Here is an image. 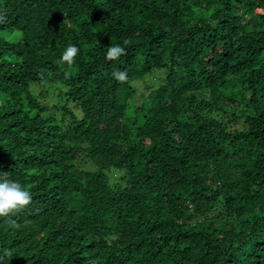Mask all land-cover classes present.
<instances>
[{"label": "trees", "instance_id": "16d2710c", "mask_svg": "<svg viewBox=\"0 0 264 264\" xmlns=\"http://www.w3.org/2000/svg\"><path fill=\"white\" fill-rule=\"evenodd\" d=\"M0 16V173L32 196L0 217V264H264V0Z\"/></svg>", "mask_w": 264, "mask_h": 264}, {"label": "clouds", "instance_id": "9594fccd", "mask_svg": "<svg viewBox=\"0 0 264 264\" xmlns=\"http://www.w3.org/2000/svg\"><path fill=\"white\" fill-rule=\"evenodd\" d=\"M7 21V17L0 16V23ZM127 43V41H125ZM79 49L76 46L70 45L60 58V63L68 64L71 66L75 62V57L78 54ZM125 48L119 45L109 47L106 55V59L109 61L117 60L122 55H125ZM70 75L66 73V76ZM113 77L123 82L126 79V72L115 70L112 73ZM32 201L31 193L24 189L21 184L8 178L7 173H0V217H9L8 223L10 226L17 227L16 222L11 219L15 214L23 211ZM4 256L11 258V250H6L3 253Z\"/></svg>", "mask_w": 264, "mask_h": 264}, {"label": "rangeland", "instance_id": "374dc122", "mask_svg": "<svg viewBox=\"0 0 264 264\" xmlns=\"http://www.w3.org/2000/svg\"><path fill=\"white\" fill-rule=\"evenodd\" d=\"M163 73H164L163 70L155 71L154 74H153L152 76H150V77H148V78L146 79L145 84H146V85H152V86L156 87V86H157V81H158V80H156L155 78H156V77L163 76ZM145 84H144L143 82H139V83H138V86H139L140 88L143 89V86H145ZM33 87H34V90L36 91V86H33ZM37 91H38V90H37ZM53 97H54V95H52V93H51V97H50V98H53ZM78 112H79V111H78ZM109 174H110V177H111V181H112V182H115V181L118 180L119 176L121 175V171H118V170H112V171L109 172Z\"/></svg>", "mask_w": 264, "mask_h": 264}]
</instances>
